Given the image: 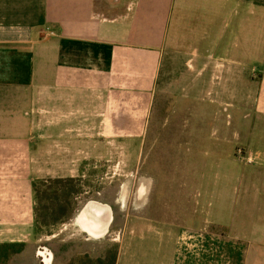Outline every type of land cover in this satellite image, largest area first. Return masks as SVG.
<instances>
[{
    "label": "crops",
    "instance_id": "crops-1",
    "mask_svg": "<svg viewBox=\"0 0 264 264\" xmlns=\"http://www.w3.org/2000/svg\"><path fill=\"white\" fill-rule=\"evenodd\" d=\"M257 2L0 0V246L25 245L9 264H64L39 244L34 183L92 177L100 158L114 161L116 142L124 150L140 126L144 138L171 51L212 61L208 73L215 62L220 76L251 71L257 94L247 107L264 127V5ZM261 138L260 150L243 158L252 168L235 176L233 190L245 197L222 202L211 221L199 200L155 196L141 228L114 233L117 264H264Z\"/></svg>",
    "mask_w": 264,
    "mask_h": 264
},
{
    "label": "rangeland",
    "instance_id": "rangeland-1",
    "mask_svg": "<svg viewBox=\"0 0 264 264\" xmlns=\"http://www.w3.org/2000/svg\"><path fill=\"white\" fill-rule=\"evenodd\" d=\"M168 56L153 94L146 136L140 126V135L125 141L124 150L123 142H116L112 163L100 158L98 173L91 177L80 172L75 179L82 192L72 219L43 229L39 244L52 250L58 261L76 264L85 255L96 261L109 251L119 252L114 233L126 224L141 228L145 204L151 210L155 196L179 197L189 204L199 200L205 211L208 207L211 221L221 215L222 202L242 198L243 193L233 190L235 176L252 168L244 159L260 150L264 132V127L258 128L259 115L251 110L257 94L249 90L251 71L220 76L216 62L208 73L212 61L180 59L173 51ZM229 66L239 68L231 62ZM90 201L113 210L114 223L104 239L88 237L76 224ZM210 229L223 230L216 225Z\"/></svg>",
    "mask_w": 264,
    "mask_h": 264
},
{
    "label": "trees",
    "instance_id": "trees-1",
    "mask_svg": "<svg viewBox=\"0 0 264 264\" xmlns=\"http://www.w3.org/2000/svg\"><path fill=\"white\" fill-rule=\"evenodd\" d=\"M257 3L264 5L263 2ZM36 194V226L42 229L67 223L72 219L76 199L82 189L76 179H46L34 183ZM24 244H3L0 246V264H9L13 256L24 251ZM117 250L109 251L106 258L93 261L88 255L80 258L76 264H117Z\"/></svg>",
    "mask_w": 264,
    "mask_h": 264
},
{
    "label": "bare ground",
    "instance_id": "bare-ground-1",
    "mask_svg": "<svg viewBox=\"0 0 264 264\" xmlns=\"http://www.w3.org/2000/svg\"><path fill=\"white\" fill-rule=\"evenodd\" d=\"M110 218L111 213L108 206L93 205L88 211L80 212L78 224L91 237L99 239L105 234Z\"/></svg>",
    "mask_w": 264,
    "mask_h": 264
},
{
    "label": "water",
    "instance_id": "water-1",
    "mask_svg": "<svg viewBox=\"0 0 264 264\" xmlns=\"http://www.w3.org/2000/svg\"><path fill=\"white\" fill-rule=\"evenodd\" d=\"M93 205L106 206V205H103V204L98 203V202H95V201H90V202H88V203L86 204V206L83 208L82 211H83V212H84V211H88V210H89V207H91V206H93ZM108 207H109V206H108ZM109 209H110V213H111V218H110V221H109V223H108V227H107V230H106L105 234H104L101 238H99V239H104V238L108 235V233H109V229H110V227H111V225H112V223H113V220H114L113 210H112L111 207H109ZM97 240H98V239H97Z\"/></svg>",
    "mask_w": 264,
    "mask_h": 264
}]
</instances>
